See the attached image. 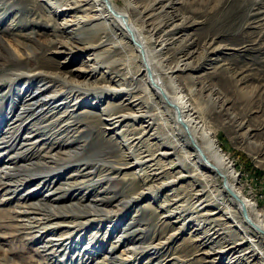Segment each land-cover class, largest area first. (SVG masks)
<instances>
[{
  "label": "rangeland",
  "instance_id": "374dc122",
  "mask_svg": "<svg viewBox=\"0 0 264 264\" xmlns=\"http://www.w3.org/2000/svg\"><path fill=\"white\" fill-rule=\"evenodd\" d=\"M79 1L0 0V264H258L232 249L222 179L180 147L132 42L95 21L76 30L94 13ZM112 2L264 219V0ZM26 86L58 105L18 116Z\"/></svg>",
  "mask_w": 264,
  "mask_h": 264
},
{
  "label": "bare ground",
  "instance_id": "6f19581e",
  "mask_svg": "<svg viewBox=\"0 0 264 264\" xmlns=\"http://www.w3.org/2000/svg\"><path fill=\"white\" fill-rule=\"evenodd\" d=\"M85 9L93 10L94 13L90 16L85 15L75 19L74 21H76V30L82 28L85 23L95 21L97 23H101L107 28L112 27L125 32L127 38L132 42L133 46L138 51L139 57L141 58L143 67L142 71L145 75L147 89L153 91L154 94H156L165 102V105L172 109L175 120H178L180 123V128L183 132L182 146L180 147L184 149L190 146L189 148L192 151V155L194 156L198 170H207L213 174L214 178L219 177L222 179V192L229 198L231 205H224L225 203L223 204V202L220 203L224 205L221 211L225 215L226 219L230 221L233 226L239 229L241 235H239L240 241L234 245L232 244V249L236 245L239 246L241 244H246L244 251L242 253H238V258L245 257L247 261H249L253 260L255 257H258V264H264V219L262 218L261 213L258 211L256 204L242 195L239 189L236 188V184L238 182L235 175V170L232 164L229 163L226 158H224V154L218 150L212 133H210V131L207 130L203 124L195 118V115L191 111L189 105L186 103L183 97L178 94V91H176L177 88L175 89V87L170 84V89L174 92H172L173 95H169L160 82L156 79L154 66L147 59L144 44L140 39L136 29L127 20L125 14L121 13L122 11L113 4L112 0H80L76 10L84 12ZM24 94L25 95L22 101V105H24L22 106V109L24 111H21L18 116H22L24 114L29 116L31 112H27V109H32L33 111H38L40 113L44 112L45 110H53L58 105V103L52 101V98H49L50 95H46L44 89L40 87L29 89L26 86ZM44 116L46 117V115ZM133 116H136L137 118L139 117L137 114ZM56 119L57 118L54 120ZM63 125H65V123ZM150 125V123L144 121V128L142 129L143 134L149 135L151 130ZM162 154L168 155L169 152L163 151ZM197 201V207L200 209L208 206V204L205 202L207 200H203V198ZM134 251L135 250L132 249L125 252L128 253L129 257H132L134 255ZM106 257L108 259V264H124L125 262L122 260L118 261L115 256L109 253H107Z\"/></svg>",
  "mask_w": 264,
  "mask_h": 264
}]
</instances>
